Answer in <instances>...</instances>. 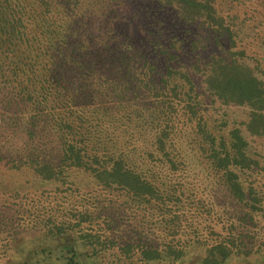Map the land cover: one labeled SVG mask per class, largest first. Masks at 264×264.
Masks as SVG:
<instances>
[{
    "label": "trees",
    "instance_id": "1",
    "mask_svg": "<svg viewBox=\"0 0 264 264\" xmlns=\"http://www.w3.org/2000/svg\"><path fill=\"white\" fill-rule=\"evenodd\" d=\"M252 49L264 51V0H0V106L22 138L0 141V177L32 178L44 188L36 198L57 205L5 238L0 219V264L250 257L243 241L264 219L253 155L264 143V70ZM217 105L248 117L226 130ZM78 174L91 181L80 186ZM193 174L205 197L184 182ZM148 208L172 225L163 244L135 217Z\"/></svg>",
    "mask_w": 264,
    "mask_h": 264
},
{
    "label": "rangeland",
    "instance_id": "2",
    "mask_svg": "<svg viewBox=\"0 0 264 264\" xmlns=\"http://www.w3.org/2000/svg\"><path fill=\"white\" fill-rule=\"evenodd\" d=\"M250 52L252 54L249 55V62L253 65L258 64L261 69L264 70V51L252 49L250 50ZM260 76H262V78L264 79V74ZM212 110L216 118L220 120V123H225L222 125L226 130H230L234 125H237V123L246 120L248 117V111L244 108L219 107L217 105ZM3 115L4 113L0 106V141L2 140L3 145L8 143L10 138L13 139L15 143L20 142L22 140V138L20 137L21 133H19L20 135H14L12 133L13 130L17 132L18 128L9 121L6 122L2 118ZM4 129L5 132L3 135L1 134V131H3ZM2 136H5V138H3ZM253 146V155L257 158H260V160L262 161V166H264V143H254ZM197 172L198 169L195 170V173ZM73 177L74 178L72 179L77 181L80 186H86L91 181L87 179L86 176L80 174L74 175ZM254 179L257 180L258 183L260 182V184H263L261 186L262 191L264 192V177L262 178V176L255 175ZM203 180L204 178L202 176L193 174L192 178H186L184 182L191 183L195 187V192L198 193V197L200 198L206 196H204L205 192H202L203 188L205 187V185L203 184ZM45 188L49 189V187L47 186ZM42 189L44 188H42L41 185L37 184L36 181H34L32 178L23 177L16 171H10L6 169L2 173V176L0 177V208L2 209V211L0 212V219H3L5 222V225L1 228L2 237L5 238L7 233L18 231L21 225L25 226L27 224H31V220L34 219V217L44 215L46 212L50 211L54 205L57 207L53 199H47V195H45V197L43 198H36L37 196L41 195ZM16 191H19L21 195H18V197L14 198L12 197V195H15ZM6 193H9L11 195H6ZM24 193H28V200H26L22 196L24 195ZM33 198H36L34 202L32 201ZM193 200H195V198L185 201L186 216L190 218V223H193L197 215L196 208L198 206L194 207ZM38 202H40V204ZM61 208L64 207L62 206ZM213 208L217 211V207ZM180 214L182 215L183 212ZM220 214L222 215L221 218L223 222L228 228L230 222H232L233 217L231 218L230 215L226 216V213H223V209L220 210ZM215 216V213H213L211 218L207 219V221H203V223L201 224V228L205 230L206 227H208L210 224H213L216 220ZM135 217L138 221L141 219L140 223L148 232V239L153 243L163 244L162 242L165 240L164 232H168V230L173 232V228L170 222L168 224L157 225L156 213L149 210V208L146 211L136 212ZM171 218L172 217L170 216V219ZM132 222V218H129V221L125 223V227L132 226ZM118 231H120V233H125L124 224L121 225L120 230ZM28 232L26 231L20 233L19 236H23ZM191 232L192 231H190V229L188 230L184 228L183 232L177 235L176 241L184 237L185 234H191ZM255 233L258 234L256 235L255 240L248 239L243 241L247 246H249V249L253 250V254L250 257L243 259L232 258V260H230L227 264H264V219L262 217L259 218V229H256ZM1 250L2 247H0V257ZM199 259L200 258L195 259L194 261L196 262ZM2 260L0 258V262H2Z\"/></svg>",
    "mask_w": 264,
    "mask_h": 264
}]
</instances>
